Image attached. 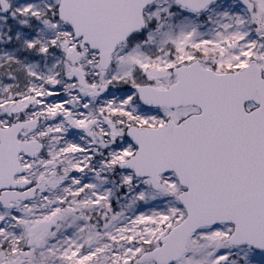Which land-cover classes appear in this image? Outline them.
Listing matches in <instances>:
<instances>
[{"label":"snow or ice","instance_id":"obj_1","mask_svg":"<svg viewBox=\"0 0 264 264\" xmlns=\"http://www.w3.org/2000/svg\"><path fill=\"white\" fill-rule=\"evenodd\" d=\"M0 264H264V0H0Z\"/></svg>","mask_w":264,"mask_h":264}]
</instances>
